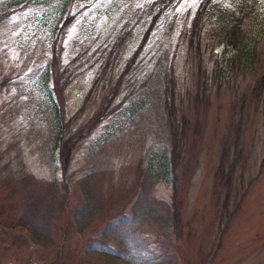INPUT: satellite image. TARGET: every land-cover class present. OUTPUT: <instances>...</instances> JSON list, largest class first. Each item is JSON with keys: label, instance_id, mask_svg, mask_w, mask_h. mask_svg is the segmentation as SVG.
<instances>
[{"label": "rangeland", "instance_id": "374dc122", "mask_svg": "<svg viewBox=\"0 0 264 264\" xmlns=\"http://www.w3.org/2000/svg\"><path fill=\"white\" fill-rule=\"evenodd\" d=\"M198 1L0 0V264H264V23Z\"/></svg>", "mask_w": 264, "mask_h": 264}, {"label": "trees", "instance_id": "16d2710c", "mask_svg": "<svg viewBox=\"0 0 264 264\" xmlns=\"http://www.w3.org/2000/svg\"><path fill=\"white\" fill-rule=\"evenodd\" d=\"M66 1L63 0L65 4ZM213 6L215 8L211 10ZM263 10L264 0H224L222 3H213L212 0H199L191 18V29L195 33L202 19L208 18L214 12L212 21L214 34L218 39L224 44L232 46L238 41V48L241 52L248 51L252 44L248 38L242 37V30L246 24H250L255 30L261 28L264 23ZM189 42L191 43V41ZM130 60L131 56L127 60V64ZM52 105L55 108L54 102ZM173 149L174 147L172 151H174Z\"/></svg>", "mask_w": 264, "mask_h": 264}]
</instances>
